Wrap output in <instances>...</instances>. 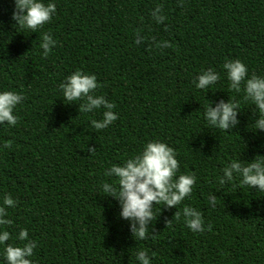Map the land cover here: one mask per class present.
I'll use <instances>...</instances> for the list:
<instances>
[{
    "label": "trees",
    "instance_id": "16d2710c",
    "mask_svg": "<svg viewBox=\"0 0 264 264\" xmlns=\"http://www.w3.org/2000/svg\"><path fill=\"white\" fill-rule=\"evenodd\" d=\"M53 2L55 14L32 32L12 19L14 0H0V89L23 93L17 123L0 125V197L15 200L7 208L13 223L6 243L22 244L15 236L27 229L36 241L35 264H138V250L150 264H264V192L241 185L239 177L218 183L229 161L264 157L255 106L242 90L228 88L222 70L225 60L240 59L248 74L264 75V0ZM157 4L165 17L160 23L151 16ZM44 32L56 41L47 56L40 48ZM137 34L144 37L139 44ZM163 41L171 46H156ZM208 67L220 79L197 89L195 77ZM77 69L95 74L100 87L93 94L115 105L117 119L104 129L90 124L103 108L84 113L82 101L63 100L59 84ZM220 99L240 103L239 123L230 130L203 118L205 106ZM149 140L171 146L177 174L196 180L176 208L153 205L140 240L100 185L109 180L105 169ZM185 205L211 227L189 230L175 216Z\"/></svg>",
    "mask_w": 264,
    "mask_h": 264
},
{
    "label": "clouds",
    "instance_id": "9594fccd",
    "mask_svg": "<svg viewBox=\"0 0 264 264\" xmlns=\"http://www.w3.org/2000/svg\"><path fill=\"white\" fill-rule=\"evenodd\" d=\"M56 5L53 0H14L12 19L21 28L35 32L37 28L46 24L55 14ZM156 23L162 22L161 5L157 4L151 12ZM144 39L137 34L135 43L139 44ZM56 44L53 37L41 33V55L47 56ZM157 47H170L168 41L157 42ZM223 74L228 81V88L239 93L243 91V98L255 106L258 113L254 121V128L264 131V75L248 74L245 63L240 59H227L222 64ZM220 79V73L212 67L203 69L195 77L197 89H208ZM243 82V89H241ZM100 87L95 74L82 72L77 69L67 75L59 84L65 103L78 102V110L84 113L103 108L102 118L90 121L92 128L104 129L117 119V114L112 110L115 105L103 95L93 93ZM23 93L15 90L0 89V125L5 122L9 126L17 123L18 116L14 109L22 102ZM239 101L235 99H220L213 106H205L203 118L212 127L221 130H230L239 123L237 111ZM4 147H10L5 143ZM95 147L88 146V153H94ZM175 150L167 143L160 140H149L141 149L132 156L124 159L120 164H112L105 169L104 175L109 178L102 182L100 189L104 195L111 196L119 206V217L128 222L129 231L136 239H145L154 216L153 205L159 204L164 208H171L181 204L190 197L196 177L192 173H180ZM222 175L218 183L233 181L239 177V183L249 188L255 187L264 192V157L257 156L244 163L239 159L229 161L222 168ZM235 174V175H234ZM114 178V180H113ZM216 196L208 195V202L215 206ZM13 197L4 194L0 197V256L3 264H35L30 257L36 241L28 237L27 229L20 228L15 239L23 241L22 244L6 243L11 239L6 226L13 223L7 216V208L13 207ZM161 211V207L159 212ZM183 216L187 228L194 232H203L211 225L203 223L201 212L195 207L185 205L180 211L175 212L177 219ZM169 219L165 220V224ZM138 264H150V257L145 250L135 253Z\"/></svg>",
    "mask_w": 264,
    "mask_h": 264
}]
</instances>
